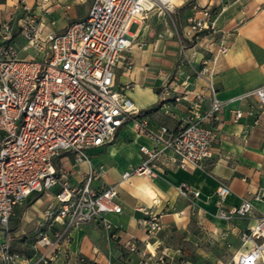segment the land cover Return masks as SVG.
<instances>
[{"label":"built area","instance_id":"obj_1","mask_svg":"<svg viewBox=\"0 0 264 264\" xmlns=\"http://www.w3.org/2000/svg\"><path fill=\"white\" fill-rule=\"evenodd\" d=\"M48 0H40L47 3ZM174 0H92L85 19L71 23L63 32L41 34L36 14L23 0L14 7L9 18L0 22V230L9 233V220L15 207L33 194L44 195L62 181L60 190L41 212L36 222L33 249L39 251L34 264H51L53 252L58 251L73 229L99 220L109 238L112 226L102 218L104 214H119L118 192L115 185L99 191L91 188L94 179L103 178L100 167H89L83 182L72 185L61 167L54 161L62 152H70L78 164L89 165L87 152L110 143L116 132L133 120L138 110L127 96L132 86L114 87V71L123 63L126 69L131 61L125 57L133 42L129 34L132 23L143 21L147 15L158 12L170 14ZM194 8L187 19L189 43L201 35H215L214 19L209 9ZM18 11L23 18H16ZM50 25H53L51 22ZM18 30L21 45L16 46L14 33ZM32 50L38 57L28 55ZM182 64L191 65L198 56L195 45L179 41ZM228 52L223 41L211 57L200 61L194 70L197 79L205 84L206 96L186 94L172 97L169 87L159 94L161 106L170 101L188 103L187 113L174 134L165 127L157 132L147 129L146 121L137 128L151 147L139 146L142 162L121 175V182L131 177L153 179L159 167H176L182 170L199 168L212 157L218 139L214 123L228 102L216 98L212 82L219 56ZM185 78L182 86H187ZM205 98L208 107L201 112ZM253 102L255 110L233 111L232 121L237 123L245 115L252 117V126L260 123L264 114V86L247 90L229 101ZM178 194L198 197L187 184H181ZM228 187L215 191L217 217L224 221L243 219L253 210L252 202L264 203V188H258L237 206L224 208L229 195ZM142 218L137 226L148 235L161 231L159 216L146 208H138ZM59 225V228H55ZM225 237V234H222ZM242 253H236L226 264H256L264 253V215L256 218L252 227L239 234ZM129 254H138L137 264H168L166 254L152 256L139 251L129 239L122 244ZM26 258L0 241V264H19ZM77 264H89L77 258Z\"/></svg>","mask_w":264,"mask_h":264},{"label":"crops","instance_id":"obj_2","mask_svg":"<svg viewBox=\"0 0 264 264\" xmlns=\"http://www.w3.org/2000/svg\"><path fill=\"white\" fill-rule=\"evenodd\" d=\"M23 1L36 14L43 35L50 31L61 33L71 23L85 19L92 2L48 0L41 4L40 0ZM17 4L22 3L0 0V22L9 18ZM195 6L210 10L217 33L201 35L189 43L187 19L194 14ZM15 16L23 18L24 13L18 11ZM130 27H134L129 31L133 42L125 57L131 61V67L126 69L123 63L118 64L113 83L116 89L132 86L127 96L138 114L116 132L110 143L87 152L89 165L76 163L70 152H62L54 161V166L63 168L72 185L83 182L89 167L94 171L101 167L104 173L103 178L91 182L92 189L99 191L118 185L117 204L121 213L102 216L112 226L115 238L107 236L99 220L84 224L73 229L58 251L53 252L51 264H77V258L89 264H137L138 254H129L122 248L129 239L136 243L139 251L146 250L156 257L166 254L168 264H226L236 253L245 251L239 241L240 232L252 227L256 218L264 215V203L252 202L253 210L248 217L227 222L217 217L215 205V191L219 186L230 190L224 208L237 206L258 188H264V114L256 127L252 126V117L247 115L235 123L232 121L234 110L254 111L255 106L253 102L229 103L247 90L264 86V0H174L172 13L154 12ZM18 34L16 30V46L22 44ZM180 40L187 45L194 44L198 50L191 65L181 62ZM220 41L228 47V52L218 57L212 82L216 98L228 103L213 125L219 133L211 159L205 160L199 168L186 170L159 164L153 179L133 176L121 182L124 172L142 162L139 146H152L138 134V125L146 121L147 129L152 132L165 127L168 134H174L180 120L186 116L187 102L170 101L167 106H161V90L169 87L172 97L186 94L189 100L195 94L206 96L205 84L196 78L194 70L199 69L202 59L216 53ZM185 78H189L188 85L182 86ZM207 107L205 98L201 112ZM151 109L155 110L140 115ZM130 144L136 145L137 155L124 158L126 163L120 165L116 177L107 176L100 161L102 154H108L115 164L114 159H123L121 151ZM184 183L198 192L197 198L178 194V187ZM60 184L62 181L28 204L29 196L14 208L10 218H18V227L8 234L0 230V241L26 258V262L19 264H34L39 257V251L33 249L36 234L23 233L22 221L30 222L34 218L39 221L41 212L60 190ZM142 207L160 217L162 228L154 236L137 226V220L143 217L137 209ZM256 264H264V253Z\"/></svg>","mask_w":264,"mask_h":264},{"label":"rangeland","instance_id":"obj_3","mask_svg":"<svg viewBox=\"0 0 264 264\" xmlns=\"http://www.w3.org/2000/svg\"><path fill=\"white\" fill-rule=\"evenodd\" d=\"M134 27H129V31H133ZM17 43L19 42L18 39L16 40ZM28 55L33 57H38L32 50H29L28 52L21 54L20 57H27ZM104 151V149L102 150ZM123 155V159H114L116 162L113 164L112 160L109 159V157L105 154H102L100 161L103 163L104 169L106 170L107 176L116 177L117 174H119L120 171V165L123 163H126V158L132 156L135 157L137 155V147L136 145L130 144L124 150L121 151ZM125 158V159H124ZM117 192H118V185L116 186ZM23 208V206H21ZM36 222L37 219H33L32 221L28 222L26 220L22 221L20 229L23 233H34L36 228Z\"/></svg>","mask_w":264,"mask_h":264},{"label":"trees","instance_id":"obj_4","mask_svg":"<svg viewBox=\"0 0 264 264\" xmlns=\"http://www.w3.org/2000/svg\"><path fill=\"white\" fill-rule=\"evenodd\" d=\"M154 110H155V109H151V110H148V111L141 112L140 115L148 114V113H150V112H153ZM39 196H40V194H33V195H31V196L28 198V200H27L28 204H29L30 202L34 201L35 199H37ZM9 224H10V226H11V229H9V231H14V230L18 227V224H19V220H18V218H15L14 220L11 219ZM33 242H35V239H34Z\"/></svg>","mask_w":264,"mask_h":264}]
</instances>
